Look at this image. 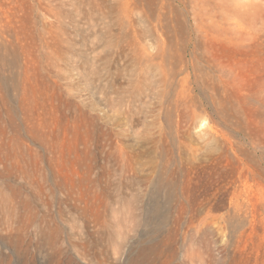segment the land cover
Wrapping results in <instances>:
<instances>
[{
	"label": "rangeland",
	"instance_id": "obj_1",
	"mask_svg": "<svg viewBox=\"0 0 264 264\" xmlns=\"http://www.w3.org/2000/svg\"><path fill=\"white\" fill-rule=\"evenodd\" d=\"M0 264H264V0H0Z\"/></svg>",
	"mask_w": 264,
	"mask_h": 264
}]
</instances>
